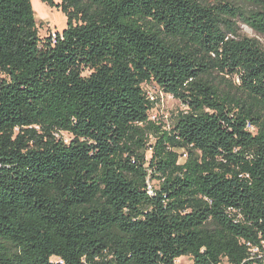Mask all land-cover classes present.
<instances>
[{"label":"trees","instance_id":"obj_1","mask_svg":"<svg viewBox=\"0 0 264 264\" xmlns=\"http://www.w3.org/2000/svg\"><path fill=\"white\" fill-rule=\"evenodd\" d=\"M41 1L0 0V264H264V0Z\"/></svg>","mask_w":264,"mask_h":264},{"label":"rangeland","instance_id":"obj_2","mask_svg":"<svg viewBox=\"0 0 264 264\" xmlns=\"http://www.w3.org/2000/svg\"><path fill=\"white\" fill-rule=\"evenodd\" d=\"M32 8L34 10V15L36 19V25L38 28V33L41 37L48 36L54 31H62L66 26V17L65 15L57 10L54 7L47 5L41 0H31ZM41 4V6L39 5ZM39 6V7H38ZM238 33L239 35H245L251 38H255L259 44L264 48V36L258 33H255L247 25L243 24L240 21H237ZM144 90L147 93H151L154 96V107L149 113V118L152 120L158 127H161L162 130H170L177 115L180 112H186L187 107L184 106L179 100L174 97L165 94L163 91L157 87H149L144 85ZM66 141H68L71 136L65 132L60 134ZM148 145H152L155 142V134L153 132L147 133ZM180 152H182L180 150ZM183 153V152H182ZM150 150L146 152V157H150ZM184 158V154L181 160ZM161 180L157 177H152L148 180V185L152 188H158ZM252 254L258 257V259H264V246L263 250H258L256 248H251ZM192 259L189 256H182L176 260V264H188L191 263ZM222 264H229L227 261L223 260Z\"/></svg>","mask_w":264,"mask_h":264},{"label":"built area","instance_id":"obj_3","mask_svg":"<svg viewBox=\"0 0 264 264\" xmlns=\"http://www.w3.org/2000/svg\"><path fill=\"white\" fill-rule=\"evenodd\" d=\"M148 96H149L150 100L154 101V96H153V94H151V93L148 92ZM148 188L151 189V187H150L149 185H148ZM150 191H151V190H150ZM254 248H255V247H254ZM256 249H257V248H256ZM254 254H255V253H254ZM254 254H253V255H254ZM254 256H255V255H254ZM257 258H258V257H257ZM262 260L264 261V259H262Z\"/></svg>","mask_w":264,"mask_h":264},{"label":"bare ground","instance_id":"obj_4","mask_svg":"<svg viewBox=\"0 0 264 264\" xmlns=\"http://www.w3.org/2000/svg\"><path fill=\"white\" fill-rule=\"evenodd\" d=\"M34 1H35V0H33V2H34ZM38 5H39V4H38ZM39 6H41V4H40ZM39 6H38V7H39Z\"/></svg>","mask_w":264,"mask_h":264}]
</instances>
